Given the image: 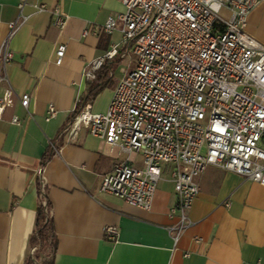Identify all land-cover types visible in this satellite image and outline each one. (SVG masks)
Masks as SVG:
<instances>
[{"label":"crops","instance_id":"1","mask_svg":"<svg viewBox=\"0 0 264 264\" xmlns=\"http://www.w3.org/2000/svg\"><path fill=\"white\" fill-rule=\"evenodd\" d=\"M21 2L0 0V43ZM40 3L47 9L39 10ZM56 5L68 16L63 28L53 23ZM123 9L121 0H26L22 7L27 19L11 38L14 58L6 67L8 80L1 82L9 102L0 118V264H24L31 252L40 180L57 235L53 264H264L263 183L208 165L189 210L193 223L174 248L166 227L176 220L168 214L176 200L168 165L152 208L145 209L101 190L103 175L126 154L117 156L86 128L69 138L65 129L76 107L90 101L94 110L105 111L117 82L135 65V55L120 45L102 64L107 81L86 99L102 66L94 79L86 78V68L122 40L121 30L109 33L104 23ZM246 28L264 42V0L250 12ZM60 42L67 49L58 64ZM24 92L31 94L29 109L21 102ZM50 103L57 110L51 117ZM14 114L20 123L12 121ZM130 161L143 166L140 153ZM109 224L118 228L116 240L105 235Z\"/></svg>","mask_w":264,"mask_h":264},{"label":"built area","instance_id":"2","mask_svg":"<svg viewBox=\"0 0 264 264\" xmlns=\"http://www.w3.org/2000/svg\"><path fill=\"white\" fill-rule=\"evenodd\" d=\"M121 1L124 9L109 15L103 26L109 33L121 30V42L84 73L94 79L120 45L135 55V65L117 82L105 111L86 102L65 130L73 140L86 128L117 156L126 154L103 175L101 190L129 204L151 209L163 164L168 165L176 192L168 214L176 220L166 227L175 248L193 223L189 210L208 165L264 184V42L246 28L261 0ZM25 2L0 43V118L9 102L1 82L8 80L6 67L14 58L11 38L27 19ZM52 11L53 23L63 28L67 14L60 5ZM66 49V42L56 46V63H62ZM21 102L29 109L31 94L24 92ZM56 112L50 103L48 116ZM12 121L21 119L14 114ZM132 152L141 154L143 166L130 161ZM105 235L116 240L117 226L106 225Z\"/></svg>","mask_w":264,"mask_h":264},{"label":"trees","instance_id":"3","mask_svg":"<svg viewBox=\"0 0 264 264\" xmlns=\"http://www.w3.org/2000/svg\"><path fill=\"white\" fill-rule=\"evenodd\" d=\"M101 71H104L103 65L99 70V75L97 76L98 82L97 84L92 85L86 99L91 98L96 93V91L100 89L107 81L108 75H105V71L104 74H101ZM85 103L86 101H84V103H80L76 107L70 119L68 120V123L72 119V117L81 110ZM51 155L52 150L49 149V151L46 152L44 156L43 164L51 157ZM39 193L40 202L37 208L36 227L34 232L30 236V245L32 247L36 246V249L33 252L31 251L28 253L24 264H37L41 254L45 252L48 247L50 248L51 252L47 253V257L44 259L42 264H53L55 253L57 250V235L51 211V200L47 196L45 188L43 187V182L41 180L39 181Z\"/></svg>","mask_w":264,"mask_h":264},{"label":"rangeland","instance_id":"4","mask_svg":"<svg viewBox=\"0 0 264 264\" xmlns=\"http://www.w3.org/2000/svg\"><path fill=\"white\" fill-rule=\"evenodd\" d=\"M136 155H137V152H132V153L130 154V158L133 160V159L136 157ZM163 173H164V171H163ZM49 252H51V251H50V248L48 247V248L46 249V251L43 252V253L41 254L40 258L38 259V263H39V264H42V262L44 261V259L47 257V253H49Z\"/></svg>","mask_w":264,"mask_h":264}]
</instances>
